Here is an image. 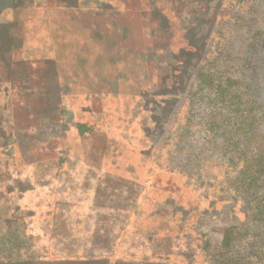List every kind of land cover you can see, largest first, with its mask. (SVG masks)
Returning a JSON list of instances; mask_svg holds the SVG:
<instances>
[{
  "label": "rangeland",
  "instance_id": "1",
  "mask_svg": "<svg viewBox=\"0 0 264 264\" xmlns=\"http://www.w3.org/2000/svg\"><path fill=\"white\" fill-rule=\"evenodd\" d=\"M0 264H264V0H0Z\"/></svg>",
  "mask_w": 264,
  "mask_h": 264
},
{
  "label": "crops",
  "instance_id": "2",
  "mask_svg": "<svg viewBox=\"0 0 264 264\" xmlns=\"http://www.w3.org/2000/svg\"><path fill=\"white\" fill-rule=\"evenodd\" d=\"M61 261L77 262L75 259H69V258H67V260L63 259V260H61ZM91 261H92V260H91ZM88 262H89L88 260L84 261V263H88ZM105 262L110 263L111 260H110V259H105Z\"/></svg>",
  "mask_w": 264,
  "mask_h": 264
}]
</instances>
